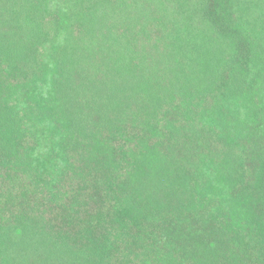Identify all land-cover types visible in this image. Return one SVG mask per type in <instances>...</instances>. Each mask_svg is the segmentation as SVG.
Returning a JSON list of instances; mask_svg holds the SVG:
<instances>
[{
  "label": "trees",
  "instance_id": "trees-1",
  "mask_svg": "<svg viewBox=\"0 0 264 264\" xmlns=\"http://www.w3.org/2000/svg\"><path fill=\"white\" fill-rule=\"evenodd\" d=\"M0 264H264V0H0Z\"/></svg>",
  "mask_w": 264,
  "mask_h": 264
}]
</instances>
